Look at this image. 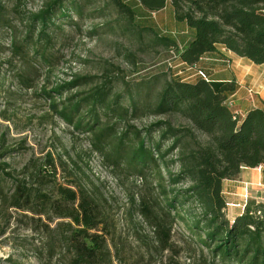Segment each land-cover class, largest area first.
<instances>
[{
    "label": "trees",
    "instance_id": "1",
    "mask_svg": "<svg viewBox=\"0 0 264 264\" xmlns=\"http://www.w3.org/2000/svg\"><path fill=\"white\" fill-rule=\"evenodd\" d=\"M5 1L9 0H0V29H11L2 6ZM82 1L46 0L39 12L28 16L22 38L13 42L14 53L24 62L30 48L38 65H51L53 35L62 31L63 22L72 24L70 13L82 15L83 4L91 0ZM105 1L127 23L133 21L134 11L124 0ZM130 1L148 13L171 8L173 19L185 25L191 38L182 48L170 38H158V43L175 51L180 65L194 70L195 78L161 80L154 76L126 83L118 93L109 82L70 95L85 84V78L77 77L56 86L54 96L45 92L50 107L76 131L90 133L94 151L108 164L138 176L153 168L159 186L162 178L156 167H174L166 157L173 150L179 151V170L167 173L170 188L160 209L176 208L174 216L196 242L208 247L214 261L264 264V203L249 200L242 211L228 219L222 194V182L236 180L242 168L264 170V106L241 104V116V110L232 111L228 106L237 93L234 78L217 82L196 75L200 70L197 63L206 57L226 64L231 54L252 65H264V0ZM58 96L63 99L55 102ZM174 114L189 124V130L175 129L166 121L151 124L142 135L130 126L121 127L128 119ZM152 133L157 135L156 142L150 138ZM193 133L208 141L189 147L185 139ZM166 141L169 146L161 153ZM45 163L46 170L29 172L24 167L20 178L0 164V204L24 213L36 231L49 240L46 251L58 250L65 264H110V232L99 204L80 186L54 183L55 168ZM6 185H11L10 192L5 191ZM146 212L145 207L141 213Z\"/></svg>",
    "mask_w": 264,
    "mask_h": 264
},
{
    "label": "rangeland",
    "instance_id": "2",
    "mask_svg": "<svg viewBox=\"0 0 264 264\" xmlns=\"http://www.w3.org/2000/svg\"><path fill=\"white\" fill-rule=\"evenodd\" d=\"M45 2L9 0L2 5L12 28L0 29V164L7 165L5 171L20 178L24 167L29 172L35 168L46 170L48 161L56 171L54 183L74 184L91 194L109 227L110 264H221L218 259L213 260L208 247L196 242L184 229L174 216L176 208L160 209L170 188L167 173L179 170V151L173 150L166 157L167 162H174V167L167 170L160 164L156 167L161 172V186L153 168L144 171L142 176L129 175L94 151L90 133L76 131L62 121L45 95L50 91L54 96L56 86L77 77L85 78V84L70 95L82 94L109 82L118 93L126 83L154 76L161 80L187 78L192 72L180 65L175 51L160 46L158 38H170L182 48L190 40L191 32L173 19L169 6L148 13L130 0H124L135 16L127 23L110 5H105V0H91L89 4L84 2L80 17L70 13L72 24L63 22L62 31L53 35L51 65H38V60L32 59L30 48L23 62L14 53L13 42L22 38L28 16L39 12ZM221 67L237 85V93L230 100L232 111L240 110L241 104L264 100V65L255 66L233 56L226 64L221 63ZM62 99L58 96L55 102ZM162 121L175 129L189 130V124L175 114L128 119L121 127L130 126L142 135L151 124ZM150 138L153 142L158 139L154 133ZM185 140L189 147L208 141L197 133L187 135ZM167 146L166 141L161 153ZM161 187L165 193H161ZM10 190L11 185H6L5 191ZM145 207L147 212L143 214ZM225 212L231 219L237 211L230 208ZM22 214L0 204V264H65L58 250L46 251L49 240Z\"/></svg>",
    "mask_w": 264,
    "mask_h": 264
},
{
    "label": "crops",
    "instance_id": "3",
    "mask_svg": "<svg viewBox=\"0 0 264 264\" xmlns=\"http://www.w3.org/2000/svg\"><path fill=\"white\" fill-rule=\"evenodd\" d=\"M229 57H233V55L229 54ZM229 67V66H227ZM197 68L200 70H203L209 77L210 81H229L231 74L229 73L226 75L225 69L221 67V61L218 59H215L213 57H206L203 58L200 62L197 63ZM221 68V69H220ZM185 70H189L186 69ZM192 72L191 75H189L187 78H184L185 81H191L190 78L195 77L194 70H189ZM183 79V78H182ZM262 99V98H261ZM264 103V100H261ZM260 102L259 100L249 104L250 106H264V104ZM237 104V103H236ZM241 110V109H240ZM239 110V111H240ZM243 111L241 110L239 114L242 116ZM242 182H249L253 185H256L257 182L262 184V187L257 188L253 186L251 188V200H255L256 202L264 203V170L259 168L254 169H248V168H242L238 178L236 180H225L222 182V194L224 195L226 201L228 202H236L239 200V194L241 192V183ZM240 212V211H239ZM238 211L233 213L235 214L239 213Z\"/></svg>",
    "mask_w": 264,
    "mask_h": 264
},
{
    "label": "built area",
    "instance_id": "4",
    "mask_svg": "<svg viewBox=\"0 0 264 264\" xmlns=\"http://www.w3.org/2000/svg\"><path fill=\"white\" fill-rule=\"evenodd\" d=\"M196 75L200 76L205 81L209 80L201 70H196ZM231 105H232V102L229 101L228 106L231 107ZM253 186L260 188L262 187V184L257 182L256 185H253L249 182H242L241 192L239 194V200L236 202L226 201V204H225L226 209L232 208V209H235L236 211H242L245 205L248 203V201L251 200V188Z\"/></svg>",
    "mask_w": 264,
    "mask_h": 264
}]
</instances>
